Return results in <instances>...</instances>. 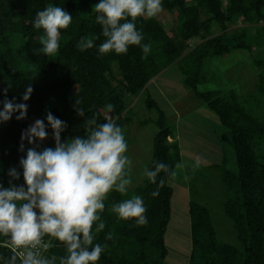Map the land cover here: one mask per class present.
<instances>
[{"label": "trees", "instance_id": "trees-1", "mask_svg": "<svg viewBox=\"0 0 264 264\" xmlns=\"http://www.w3.org/2000/svg\"><path fill=\"white\" fill-rule=\"evenodd\" d=\"M98 2L0 0V101L7 98L25 103L22 95L29 84L33 87L26 102L27 117L17 120L19 113H15L11 120L0 123V184L10 186L8 173L12 168L20 172V179L12 183L24 184L19 161L26 156V150L20 151V144L31 118L42 119L47 125L50 111L67 125L61 133L65 142L84 136L83 122L93 115L98 117V123L111 119L121 126L119 118L128 113L129 100L143 94H147L145 105L156 114L152 158L146 167L153 169L157 162H164L174 170L181 160L179 144L170 140L174 130L167 114L148 94L150 80L173 68L193 96L230 130L236 166L234 172L225 167L224 160L216 165L227 193L223 211L240 246L219 240L209 209L190 200V251L185 264H264V0H162L163 9L176 10L180 21L170 34L158 17L137 19L136 27L144 37L142 44L151 45L146 59L140 46H130L127 54H99L98 47L105 38L92 12ZM49 3L63 7L73 16L70 26L61 30L58 53L51 57L34 54V49L42 47L39 36L43 34L42 29H35L34 20ZM238 22L243 24L237 25ZM232 25L237 26L228 30ZM83 37L94 39L95 46L81 52L77 43ZM254 48H260L261 55L251 59L257 71L251 91L239 94L234 89H198L201 84L217 81L218 73L209 68L212 58L235 49ZM109 104L114 106L111 112L107 109ZM77 107L84 110V117L77 114ZM47 132V140L37 142L38 150L55 147L50 126ZM24 144L26 147L27 141ZM162 178L165 184L158 189ZM169 179L161 173L156 184L146 177L126 194L109 193L101 213L106 227L94 241L108 247L97 264H164L168 255L165 233L174 193ZM157 189L159 194L154 197L152 193ZM132 195L143 198L148 221L144 226H136L134 220L120 221L110 210L113 203ZM108 233H112L111 240L106 239ZM52 244L45 256L55 255L59 264V258L66 255L65 249L55 240ZM0 255L8 256L10 251L0 245Z\"/></svg>", "mask_w": 264, "mask_h": 264}, {"label": "clouds", "instance_id": "clouds-1", "mask_svg": "<svg viewBox=\"0 0 264 264\" xmlns=\"http://www.w3.org/2000/svg\"><path fill=\"white\" fill-rule=\"evenodd\" d=\"M162 11V0H99L92 10L105 38L98 47L99 54H127L130 46H140L146 59L151 45L142 44L144 37L137 29L136 21L140 17L155 18ZM72 20L73 16L63 7L51 3L38 11L34 27L43 30L39 36L42 47L34 49V54L48 57L57 54L61 30L67 29ZM94 46V39L87 37L77 43L81 52ZM32 93L33 87L29 84L22 95L25 103L7 98L0 101V123L11 120L15 113H19L17 120L25 119L28 112L26 102ZM4 96L7 97V89ZM76 103L79 105L78 100ZM107 109L111 112L114 106L109 104ZM77 114L85 116L80 107H77ZM46 119L47 125L44 120L37 119L22 132L20 151H25L24 141L33 145L19 161L24 185L12 183L20 179V172L15 168L8 173L10 186L0 184V238H4L10 249V255H0V264H57L55 255L47 257L42 253V249L54 246L53 240L66 252L59 258V264H97L108 247L107 244L94 243L96 234L106 227L101 217L105 201L112 191L126 194L133 182L132 160L126 155L125 134L113 120L98 123V117L93 115L83 122L84 136L62 142L61 133L67 127L66 123L50 111ZM48 126L53 131L55 147L38 150L40 144L37 142L48 137ZM199 164L197 159L194 167ZM181 166L179 163L175 165L176 168ZM161 173L167 178L176 177V171L164 162H157L153 169L145 167L143 170V175L153 184L157 183ZM164 184L165 179H160L158 189ZM158 189L152 193L154 197L159 194ZM110 210L120 221L134 220L136 226L148 222L147 209L139 195L113 203ZM112 238V233H108L106 239Z\"/></svg>", "mask_w": 264, "mask_h": 264}, {"label": "rangeland", "instance_id": "rangeland-1", "mask_svg": "<svg viewBox=\"0 0 264 264\" xmlns=\"http://www.w3.org/2000/svg\"><path fill=\"white\" fill-rule=\"evenodd\" d=\"M175 11L163 9L157 16L170 34L175 32V26L180 21ZM237 25L229 26L228 30ZM260 55V48H254L252 51L235 49L228 54L212 58L209 68L218 73L217 81L201 84L198 89H234L239 94L251 91L257 74L251 59ZM180 78V74L173 68L166 69L159 76L155 87L151 83L148 88L149 96L165 111L170 126L173 127L174 136L170 140H177L179 144L181 155L179 164L182 165L174 168L176 177L169 179L174 193L171 217L165 233L168 255L164 264L186 263L190 251L187 214V202L190 200L209 209L219 240L240 246L232 223L223 211L227 193L220 182L219 166H216L224 160L225 167L236 172L231 132L219 123L213 111L193 96ZM146 97L147 94H143L131 98L128 113L122 114L119 118L122 123L120 127L128 144L126 155L132 160L133 182L128 192L134 186L143 183V179L146 178L143 170L152 158V141L156 132L153 120L156 114L152 108L145 105ZM34 122L35 119L31 118V125ZM32 146L27 143L25 150ZM197 159L200 164L194 167Z\"/></svg>", "mask_w": 264, "mask_h": 264}, {"label": "crops", "instance_id": "crops-1", "mask_svg": "<svg viewBox=\"0 0 264 264\" xmlns=\"http://www.w3.org/2000/svg\"><path fill=\"white\" fill-rule=\"evenodd\" d=\"M163 74V72H161L160 74L156 75L155 77H153L150 82L148 83V87L149 85L152 83V85L155 87V83L157 82L159 76H161ZM179 138V134L176 135ZM176 138V139H178ZM144 180V179H143ZM1 240V239H0Z\"/></svg>", "mask_w": 264, "mask_h": 264}, {"label": "built area", "instance_id": "built-area-1", "mask_svg": "<svg viewBox=\"0 0 264 264\" xmlns=\"http://www.w3.org/2000/svg\"><path fill=\"white\" fill-rule=\"evenodd\" d=\"M23 185H24V184H23ZM45 242H47V238H46ZM51 243H52V241H51ZM0 245L4 246L6 249H8V250L10 251V249L6 246V244H5V242H4V239H1V240H0ZM47 250H48V249H47ZM47 250L42 249V253H43V255L46 254V251H47Z\"/></svg>", "mask_w": 264, "mask_h": 264}]
</instances>
